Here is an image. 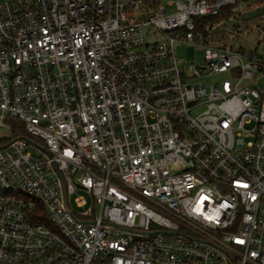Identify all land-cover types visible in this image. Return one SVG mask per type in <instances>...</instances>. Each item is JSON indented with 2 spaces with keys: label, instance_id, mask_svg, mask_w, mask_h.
<instances>
[{
  "label": "built area",
  "instance_id": "2783aa9c",
  "mask_svg": "<svg viewBox=\"0 0 264 264\" xmlns=\"http://www.w3.org/2000/svg\"><path fill=\"white\" fill-rule=\"evenodd\" d=\"M1 128L0 264H264V0L0 2Z\"/></svg>",
  "mask_w": 264,
  "mask_h": 264
},
{
  "label": "rangeland",
  "instance_id": "374dc122",
  "mask_svg": "<svg viewBox=\"0 0 264 264\" xmlns=\"http://www.w3.org/2000/svg\"><path fill=\"white\" fill-rule=\"evenodd\" d=\"M5 0H0L3 2ZM175 53L178 58L184 59L189 64L194 63L197 60L202 58V50L197 47L187 46L186 44H178L175 46ZM197 111V110H195ZM1 135H8V131L5 128H1L0 136Z\"/></svg>",
  "mask_w": 264,
  "mask_h": 264
}]
</instances>
